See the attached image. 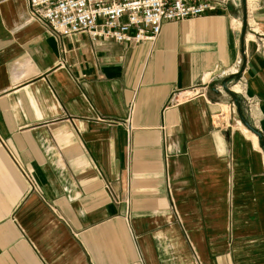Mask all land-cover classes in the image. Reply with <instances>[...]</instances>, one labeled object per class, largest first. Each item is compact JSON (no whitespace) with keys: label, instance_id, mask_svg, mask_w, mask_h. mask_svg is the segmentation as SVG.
<instances>
[{"label":"crops","instance_id":"crops-1","mask_svg":"<svg viewBox=\"0 0 264 264\" xmlns=\"http://www.w3.org/2000/svg\"><path fill=\"white\" fill-rule=\"evenodd\" d=\"M245 122L264 141V0L134 47L57 38L0 0V264H264Z\"/></svg>","mask_w":264,"mask_h":264},{"label":"built area","instance_id":"built-area-1","mask_svg":"<svg viewBox=\"0 0 264 264\" xmlns=\"http://www.w3.org/2000/svg\"><path fill=\"white\" fill-rule=\"evenodd\" d=\"M221 0H28L30 17L57 38L79 34L131 47L153 44L167 22L216 11ZM203 94L194 89L182 99ZM130 117L133 106L130 107ZM131 127L130 123L128 124ZM31 184H33L31 182Z\"/></svg>","mask_w":264,"mask_h":264},{"label":"water","instance_id":"water-1","mask_svg":"<svg viewBox=\"0 0 264 264\" xmlns=\"http://www.w3.org/2000/svg\"><path fill=\"white\" fill-rule=\"evenodd\" d=\"M239 76H240V74L238 73L233 78H238ZM228 83H229V80H226L223 82V88L226 92L229 91ZM235 104L236 105L239 104L237 99L235 100ZM245 125L259 137L260 144L264 148V141H263L262 134L260 132H258L257 130H255L254 128H252L247 122H245Z\"/></svg>","mask_w":264,"mask_h":264},{"label":"rangeland","instance_id":"rangeland-1","mask_svg":"<svg viewBox=\"0 0 264 264\" xmlns=\"http://www.w3.org/2000/svg\"><path fill=\"white\" fill-rule=\"evenodd\" d=\"M215 122H216V124H219L220 119H219V118H216V119H215ZM220 124H221V122H220Z\"/></svg>","mask_w":264,"mask_h":264},{"label":"bare ground","instance_id":"bare-ground-1","mask_svg":"<svg viewBox=\"0 0 264 264\" xmlns=\"http://www.w3.org/2000/svg\"><path fill=\"white\" fill-rule=\"evenodd\" d=\"M237 92V91H236Z\"/></svg>","mask_w":264,"mask_h":264}]
</instances>
